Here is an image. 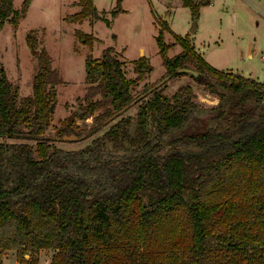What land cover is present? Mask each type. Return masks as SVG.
<instances>
[{"label":"trees","instance_id":"16d2710c","mask_svg":"<svg viewBox=\"0 0 264 264\" xmlns=\"http://www.w3.org/2000/svg\"><path fill=\"white\" fill-rule=\"evenodd\" d=\"M120 1L111 18L123 11ZM29 2L17 11L12 0H0V29L4 22L16 29ZM180 2L196 19L202 2ZM75 5L79 11L65 21L110 26L92 0ZM75 36L92 48L93 36ZM155 39L165 76L138 98L130 89L151 71L144 58L131 80L110 47L85 57V106L61 121L60 137L74 134L75 118L92 117L88 136L137 108L77 150L42 138L61 83L47 53L35 54L31 95L23 98L0 62V137L34 141L0 142V258L14 251L22 264H35L34 254L46 249L50 264H264V82L209 66L188 35L175 37L181 50L171 58L159 33ZM188 66L218 102L203 131L174 139L199 104L189 85L170 97L162 90Z\"/></svg>","mask_w":264,"mask_h":264},{"label":"rangeland","instance_id":"374dc122","mask_svg":"<svg viewBox=\"0 0 264 264\" xmlns=\"http://www.w3.org/2000/svg\"><path fill=\"white\" fill-rule=\"evenodd\" d=\"M22 1L12 0V8L19 11ZM246 1L209 0L210 3L199 10L197 18L191 20L188 8L180 0H121L119 5L123 11L113 18L110 14L116 6L115 0H92L98 14L110 21V26H107L103 21L91 22L87 18L80 23L65 21L67 15L79 11L76 0H30L28 10L18 20L16 29L7 22L0 29V62L6 79L16 89L17 96L23 98L31 95L32 76L36 69L35 54L41 50L47 53L50 66L57 72L61 83L53 87L55 99L50 104V124L42 138L61 150H77L105 132L120 117H134L136 114L137 103L106 121L94 134L87 136L92 117L75 118L74 134H70L75 138L63 139L56 132L62 120L75 111L79 113L85 106V57L99 58L107 47L122 62L121 68L128 79L138 77L135 62L139 58H144L145 64L150 66L151 71L144 72L143 78L131 87L133 98L140 97L145 89L165 76L155 39L158 33L168 46L167 57L171 58L181 50L175 37L188 35L196 54H200L209 66L264 82V15L253 10L258 9L257 5ZM192 25H195V30L191 34ZM77 30L93 36L91 49L75 36ZM28 34L35 48L28 43ZM188 69L195 70L194 66H188ZM200 80L207 82L202 77ZM182 85L191 87L199 108L184 129L173 135L174 139L183 133L203 131L210 125L213 114L210 108L218 102L205 84L188 74L166 81L162 93L170 97ZM99 112H94V115ZM1 141L34 146V141L19 137H0ZM51 254V250H38L33 256L35 264H50ZM0 259L1 264H22L14 251L3 252Z\"/></svg>","mask_w":264,"mask_h":264},{"label":"water","instance_id":"95a60500","mask_svg":"<svg viewBox=\"0 0 264 264\" xmlns=\"http://www.w3.org/2000/svg\"><path fill=\"white\" fill-rule=\"evenodd\" d=\"M207 2L206 1H203V4H206ZM165 21L167 20V17H165V19H164ZM194 30H195V25H192V28L189 30V33H191L192 34V32H194ZM177 71L178 72H183V73H185V74H188V75H190V76H192V77H195L196 79H198V80H200L201 79V76H200V74H198L195 70H190V69H188V68H179V69H177ZM51 110H52V105L49 107V111L51 112ZM72 135V134H71ZM62 136V138L63 139H70V138H75V136ZM26 256V255H25Z\"/></svg>","mask_w":264,"mask_h":264},{"label":"crops","instance_id":"0c3cea01","mask_svg":"<svg viewBox=\"0 0 264 264\" xmlns=\"http://www.w3.org/2000/svg\"><path fill=\"white\" fill-rule=\"evenodd\" d=\"M203 1H206L207 3L206 4H209L210 2H209V0H202L201 2H202V4H201V6L199 7V10H201V8H202V6L203 5H206V4H203ZM242 1H246V0H242ZM248 1H250V3H252L253 5H257V7H258V9H256V8H253V10L255 11V12H257V13H259V14H262V16L264 15V0H248ZM247 2V1H246ZM248 3V2H247ZM255 3V4H254ZM199 10H198V14H199ZM199 56H200V54H199ZM202 57V56H201ZM214 68V67H213Z\"/></svg>","mask_w":264,"mask_h":264}]
</instances>
